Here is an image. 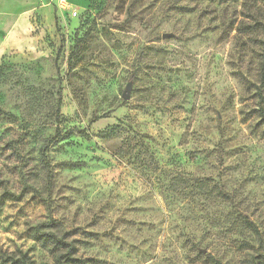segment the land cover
<instances>
[{
	"label": "rangeland",
	"instance_id": "obj_1",
	"mask_svg": "<svg viewBox=\"0 0 264 264\" xmlns=\"http://www.w3.org/2000/svg\"><path fill=\"white\" fill-rule=\"evenodd\" d=\"M253 17L264 0H0V264L52 263L49 218L90 264H264Z\"/></svg>",
	"mask_w": 264,
	"mask_h": 264
},
{
	"label": "trees",
	"instance_id": "obj_2",
	"mask_svg": "<svg viewBox=\"0 0 264 264\" xmlns=\"http://www.w3.org/2000/svg\"><path fill=\"white\" fill-rule=\"evenodd\" d=\"M238 31L244 34H252L260 32L263 35L262 50L259 54V78L260 86L264 87V20H259L253 17V22L241 23L238 26ZM262 117L264 119V111L261 110ZM100 116L96 117L95 120L99 119ZM116 127L105 130L102 134L103 138H111L115 134ZM57 135H61L59 127L56 129ZM71 131H68V134ZM45 164L48 165L47 156L43 153ZM58 221L55 218H49L42 222L37 223L33 227V236L38 242L39 246L50 252L53 256L52 263L45 264H90L89 258H82L77 255L78 244L75 239H68L65 234H58L57 228ZM246 226L253 231L255 234H259V229L250 220H246ZM214 260L215 264H221L220 261ZM3 262L10 261L12 264H33V261L28 255L21 252L20 254H5L2 256ZM258 264V263H254Z\"/></svg>",
	"mask_w": 264,
	"mask_h": 264
},
{
	"label": "water",
	"instance_id": "obj_3",
	"mask_svg": "<svg viewBox=\"0 0 264 264\" xmlns=\"http://www.w3.org/2000/svg\"><path fill=\"white\" fill-rule=\"evenodd\" d=\"M130 91H131V86L128 85L126 90L123 93V97L126 98V99L130 98Z\"/></svg>",
	"mask_w": 264,
	"mask_h": 264
}]
</instances>
